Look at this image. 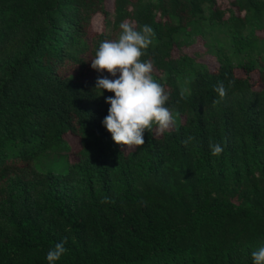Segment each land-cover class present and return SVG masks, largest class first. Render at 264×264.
Listing matches in <instances>:
<instances>
[{
    "label": "trees",
    "instance_id": "16d2710c",
    "mask_svg": "<svg viewBox=\"0 0 264 264\" xmlns=\"http://www.w3.org/2000/svg\"><path fill=\"white\" fill-rule=\"evenodd\" d=\"M105 3L0 0V264H48L60 241L56 264H253L264 246V0ZM99 12L104 29L92 30ZM122 22L154 29L142 60L178 119L130 150L102 123L114 93L96 80L114 77L91 67ZM198 39L217 67L184 51Z\"/></svg>",
    "mask_w": 264,
    "mask_h": 264
},
{
    "label": "clouds",
    "instance_id": "9594fccd",
    "mask_svg": "<svg viewBox=\"0 0 264 264\" xmlns=\"http://www.w3.org/2000/svg\"><path fill=\"white\" fill-rule=\"evenodd\" d=\"M122 30L115 40H104L91 59V67L98 72L106 70L113 79L97 77L95 89L108 90L114 96L105 98L110 105L108 115L102 121L118 145L132 148L145 144L144 132L156 135L170 133L176 118L167 106L170 93L153 76L154 64L151 60H142L147 49L153 43L154 29L144 24L137 28L129 22L120 24ZM118 74V75H117ZM229 81V87L232 85ZM214 91L223 99L227 89L223 82L214 86ZM187 88H181V99L186 98ZM215 100L214 104L219 103ZM179 103V101H177ZM195 137L188 136L182 143L187 147ZM211 155L219 157L224 147L220 143L209 144ZM110 202L104 197L101 203ZM66 241H60L49 249L46 259L48 264H56L67 252ZM253 264H264V246L252 251Z\"/></svg>",
    "mask_w": 264,
    "mask_h": 264
},
{
    "label": "rangeland",
    "instance_id": "374dc122",
    "mask_svg": "<svg viewBox=\"0 0 264 264\" xmlns=\"http://www.w3.org/2000/svg\"><path fill=\"white\" fill-rule=\"evenodd\" d=\"M105 4H106L107 9H112L114 6V0H106ZM104 25H105L104 15L101 12H99L93 17L92 30H97V31L102 30V29H104ZM183 49H184V51L192 53V54L200 52L201 55H199L198 59L202 62L207 63L211 68H215L218 66V62H217L216 58L212 54L205 52V46H204V43L201 39H198L196 42H194L190 45H185L183 47ZM175 118L177 121L178 120L177 116H175ZM180 120H184V117L181 116ZM113 142H114V140H113ZM123 147L125 150H130L133 148V147L127 148V146H123ZM75 150H76V146H72V150L70 152H68V153L64 152L62 154H63V156L66 155L68 160L73 161L79 157V156H77V154H75ZM51 157L53 158V156H51Z\"/></svg>",
    "mask_w": 264,
    "mask_h": 264
}]
</instances>
